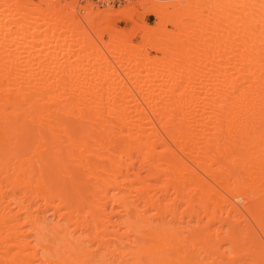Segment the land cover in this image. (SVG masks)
I'll return each instance as SVG.
<instances>
[{
  "label": "bare ground",
  "instance_id": "1",
  "mask_svg": "<svg viewBox=\"0 0 264 264\" xmlns=\"http://www.w3.org/2000/svg\"><path fill=\"white\" fill-rule=\"evenodd\" d=\"M79 1L0 0V264H264V0Z\"/></svg>",
  "mask_w": 264,
  "mask_h": 264
},
{
  "label": "rangeland",
  "instance_id": "2",
  "mask_svg": "<svg viewBox=\"0 0 264 264\" xmlns=\"http://www.w3.org/2000/svg\"><path fill=\"white\" fill-rule=\"evenodd\" d=\"M31 1L35 2L36 0H31ZM129 1H131V0H81V1H79V5L80 6H85L86 3L88 4L89 2H92L99 9H104V8H106L108 6H111L113 8H119L120 6L127 4ZM182 4H184V3H182ZM141 9H142V7H139L140 11H141ZM144 21L147 24L152 25L156 21V18H155L154 15H152V14L150 15V13H148V14L146 13L144 15ZM116 24H117L118 27H121V29H125V30H128L131 27L130 26L131 23L127 22L125 19H122V18L118 19V21H116ZM167 29L168 30H173V27L169 24L167 26ZM136 37H138V36H136ZM136 37H134L133 42H139L140 41L139 37L138 38H136ZM154 53L155 52H151L152 55H154Z\"/></svg>",
  "mask_w": 264,
  "mask_h": 264
}]
</instances>
